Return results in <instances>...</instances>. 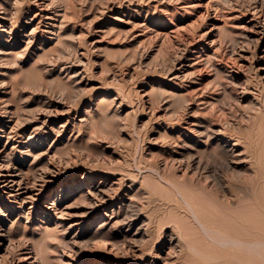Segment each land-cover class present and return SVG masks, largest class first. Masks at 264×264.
Returning <instances> with one entry per match:
<instances>
[{"label": "rangeland", "instance_id": "rangeland-1", "mask_svg": "<svg viewBox=\"0 0 264 264\" xmlns=\"http://www.w3.org/2000/svg\"><path fill=\"white\" fill-rule=\"evenodd\" d=\"M262 26L264 0H0V264L230 262L229 209L264 196Z\"/></svg>", "mask_w": 264, "mask_h": 264}, {"label": "bare ground", "instance_id": "bare-ground-1", "mask_svg": "<svg viewBox=\"0 0 264 264\" xmlns=\"http://www.w3.org/2000/svg\"><path fill=\"white\" fill-rule=\"evenodd\" d=\"M157 26H160L159 24H157ZM260 27V26H259ZM262 31H261V33L260 34H262V40L264 41V26H262V29H261ZM260 32V31H259ZM10 40V39H9ZM259 40V39H258ZM257 40V41H258ZM7 41V40H6ZM10 44V43H9ZM9 54V53H8ZM260 69H261V67H260ZM262 70H264V67H262ZM261 78H264V76L262 75L261 76ZM248 80V79H247ZM246 80V81H247ZM246 81H244V84H246V85H248V81L246 82ZM251 83V82H250ZM8 84H10V83H8ZM251 85V84H250ZM9 87V86H8ZM252 88H254V87H252ZM240 90H242V91H240L241 92V94H243V95H247V94H249V95H251V96H254L255 95V92H250L251 90H248L247 88H241ZM8 93V92H7ZM4 94H6V93H4ZM3 94V95H4ZM253 98V97H252ZM3 100V99H2ZM1 100V101H2ZM3 102V101H2ZM1 110H2V108H1ZM11 111V110H10ZM10 111H5L4 113H5V115H7V114H12V112H10ZM1 112H3V111H1ZM1 112H0V124H5V121H3V114H1ZM14 114V113H13ZM11 117V116H10ZM7 122V121H6ZM218 134V133H217ZM224 137V136H223ZM235 140V139H234ZM241 146V142L239 141V140H235L234 141V143L232 144V151L231 152H235L236 150H234L233 151V149H236V148H239ZM2 151V150H1ZM229 151V150H228ZM235 154V153H234ZM238 154V153H237ZM240 155V154H239ZM236 158H237V156H236ZM237 160H238V158H237ZM236 163H240V162H237L236 161ZM5 165V164H4ZM252 165V164H251ZM256 165V164H255ZM254 166V165H253ZM264 166V165H263ZM262 166V167H263ZM6 167V166H5ZM3 165H1L0 164V179L1 178H5V177H12V178H15V177H17V176H19L18 174H14V173H12V172H15V170H13L12 169V167H10V168H5ZM258 167V166H257ZM259 168L260 167H258V168H256V170L258 169L259 170ZM264 168V167H263ZM263 168H261L262 170H263ZM15 169V168H14ZM257 170V171H258ZM258 174V173H257ZM264 170H263V172H262V174L260 173V171H259V175H260V177L262 178L264 175ZM258 175V176H259ZM83 181H86L87 179H86V177L85 178H83L82 179ZM257 180H258V182H259V179L257 178ZM262 180V179H261ZM260 180V181H261ZM82 182V181H81ZM77 183V184H75L74 183V185L75 186H82L83 185V182L82 183ZM257 182V183H258ZM262 182V181H261ZM260 182V183H261ZM262 184L263 183H261L260 185L262 186ZM17 186V188H15ZM264 187V186H263ZM3 188V190H1L2 192H5V191H8V192H10V194H9V196L11 197V198H13V199H16L19 195H21V194H23V193H21L22 192V186H21V183H20V181H15L14 179H10V180H8L7 182H5V183H3V185H1L0 186V189H2ZM66 186L64 185V184H62L61 185V189H60V191H59V196L57 197L58 199H63L65 196H66ZM258 188H259V186H258ZM24 190H25V188H24ZM23 190V191H24ZM260 190V189H259ZM261 190H263V189H261ZM260 190V191H261ZM257 192V191H256ZM259 192V191H258ZM262 192H264V191H262ZM247 194V193H246ZM254 194V193H253ZM263 194V193H262ZM256 195H258V193L256 194ZM264 195V194H263ZM242 196V195H241ZM246 195H244V196H242L241 198H244ZM248 197H250V196H247V198ZM238 198H240V197H238ZM245 199V198H244ZM240 201H241V199H239V203H240ZM242 201H248V200H243L242 199ZM11 202H13V201H6V203L7 204H10ZM239 203L237 204V205H239ZM242 203H244V204H242ZM241 203V205H239L237 208H234L235 209V211L232 209V207L229 209V214H230V212H231V210L234 212H232L231 213V215L232 214H235L234 215V219L233 220H235V223L234 222H232V224L234 223V224H236V227H237V229H235L236 230V232H233L231 229H230V232L232 233V236H231V238L229 239V242H228V237L226 238L227 240L226 241H224V239L223 240H220L219 238H217V240L215 241L216 243L217 242H221V241H223L224 243H220V244H218V247L220 246V245H225L226 247L230 244V245H232V247H234L235 248V250L237 249V251L235 252V254H234V251L233 252H231L232 250H234V249H232L231 247H230V249H231V251L228 249V252L227 253H232L233 254V256L234 257H232L231 255H230V253L228 254L229 255V257L230 258H233L232 260H235L236 259V261L239 263V264H254V263H256L257 262V264H264V196H254L253 197V195H252V198L249 200V202H242ZM234 204V203H233ZM234 206V205H233ZM223 209H225V208H223ZM227 209V208H226ZM226 213V212H225ZM228 214V217L230 216ZM226 216H227V214H226ZM227 217V218H228ZM228 220H229V218H228ZM232 220V221H233ZM220 221V220H219ZM218 221V222H219ZM230 221V220H229ZM215 222H217V220L215 221ZM217 222V223H218ZM221 222V221H220ZM223 223V222H222ZM221 224V223H220ZM220 224H219V226H220ZM219 226H217V229H218V227ZM225 227H227V226H225ZM100 228H102V227H100ZM220 228H221V226H220ZM224 228V227H223ZM228 228V227H227ZM216 229V228H215ZM214 229V230H215ZM3 229L2 228H0V231H2ZM209 230H211V229H209ZM220 230V229H219ZM224 230V229H223ZM226 230V229H225ZM224 230V231H225ZM234 230V231H235ZM209 232H218L217 230H215V231H209ZM229 233V232H228ZM228 233H225V235L227 236V234ZM213 234V233H212ZM211 234V235H212ZM218 235H220V233L218 232L217 233ZM214 235V234H213ZM216 235V234H215ZM214 235V236H215ZM1 236V235H0ZM217 236V235H216ZM228 236H230V235H228ZM225 237V236H224ZM208 238V237H207ZM210 238H211V240L214 238V237H212V236H210L209 238H208V241L210 240ZM216 238V237H215ZM172 239V238H171ZM195 239V238H194ZM222 239V238H221ZM170 240V239H169ZM214 240V239H213ZM212 240V241H213ZM225 242H226V244L227 243H229V244H225ZM172 244H173V242H171ZM188 243H190L189 245H191V243H192V245H194V243H197V240H196V242H194L193 241V239L190 241V242H188ZM205 243V242H204ZM210 243V242H209ZM199 244V243H198ZM198 244H195L194 245V248H196V249H198V251H200L202 254H204L202 251H204V249L205 250H207L208 251V246L209 247H211V248H209V250H211L212 248H218V247H212V246H210V245H208V243L206 244L205 243V246L207 245V247H205L203 244H201V246L203 245V247H200V246H197ZM104 245L105 246H112L113 244L111 243V241L110 242H105L104 243ZM214 246V245H213ZM225 246H223V247H225ZM193 247V246H192ZM199 247H200V250H199ZM205 247V248H204ZM229 247V246H228ZM203 248V249H202ZM220 248H222L221 246H220ZM220 248H218V250L220 249ZM223 249H225V248H223ZM223 249H221V250H223ZM213 250V249H212ZM220 250V254H217V256L218 255H221V251ZM186 251V250H185ZM207 251H206V253L205 254H207ZM214 252H215V249L213 250ZM213 251H212V255H214L213 254ZM227 251V248H226V250H223V253H222V256H224V255H226V254H224L225 252ZM208 252H210V251H208ZM188 254V253H187ZM224 254V255H223ZM189 255H191V254H189ZM211 255V257L213 258V256ZM216 255V254H215ZM214 255V256H215ZM205 256V255H204ZM258 258H257V257ZM218 258V257H217ZM224 258H225V256H224ZM227 258V257H226ZM235 258V259H234ZM28 259H29V257H23V259L22 258H20V263L21 264H33V263H29L28 262ZM208 260V259H207ZM229 260V259H228ZM228 260H225V262L227 263V261ZM231 260V261H232ZM209 261V260H208ZM217 261V260H216ZM230 261V260H229ZM230 261V262H231ZM81 262H83V264H105V262L103 261V259H101V260H99V261H95V262H93V261H86V260H82ZM201 262V261H200ZM230 262H228V263H230ZM204 263V262H203ZM208 264H209V262H207ZM218 263V262H217ZM216 263V264H217ZM221 263H224V260H223V262H221ZM227 263V264H228ZM199 264H201V263H199ZM220 264V263H219ZM225 264V263H224ZM230 264H234V262L232 261V263H230ZM237 264V263H236Z\"/></svg>", "mask_w": 264, "mask_h": 264}]
</instances>
